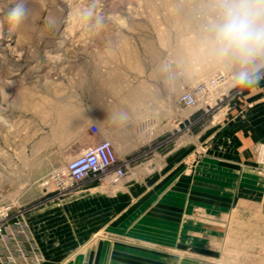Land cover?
I'll use <instances>...</instances> for the list:
<instances>
[{
	"label": "rangeland",
	"instance_id": "374dc122",
	"mask_svg": "<svg viewBox=\"0 0 264 264\" xmlns=\"http://www.w3.org/2000/svg\"><path fill=\"white\" fill-rule=\"evenodd\" d=\"M16 2L0 0V206L11 215L10 229L0 243L1 256L19 252L29 256L36 246L42 264V252L61 251L44 248L47 242L89 235L60 231V217L54 226L58 232L36 234L31 220L50 204L48 196L65 197L42 183L83 150L85 146H78L81 140L91 139L63 137V130L85 126L96 134L94 82L101 76L113 74L133 87L134 102L140 101L134 105L135 116L159 112L157 104L170 97L168 88L160 85L174 79L180 80L181 93L212 77H226L218 90L223 101L209 116L221 118L218 112L227 102L232 114H247L258 102L264 103V69L257 86L242 88L234 84L236 67L211 54L207 41L216 0H27L28 18L9 32L6 13ZM93 5L95 16L84 19L82 12ZM134 124V157L122 179H159L166 170L142 164L138 156L148 138L141 121ZM262 149L264 136L253 144L255 164H214L213 208L184 209L180 243L175 250L170 248L181 258L180 264H264ZM199 155L195 150L185 154L178 171L184 190L189 189V180L207 170L205 164H190ZM155 187L134 185L131 207ZM118 188L120 199L127 186ZM136 224L128 234L113 238L146 240L158 236L149 232L163 227L148 219ZM19 225L23 233L13 228Z\"/></svg>",
	"mask_w": 264,
	"mask_h": 264
},
{
	"label": "crops",
	"instance_id": "0c3cea01",
	"mask_svg": "<svg viewBox=\"0 0 264 264\" xmlns=\"http://www.w3.org/2000/svg\"><path fill=\"white\" fill-rule=\"evenodd\" d=\"M160 87L163 90L168 88L170 94L157 104L160 111L135 116L134 105L140 101L134 102L135 91L125 80L110 74L94 82L96 134L91 135L83 126L72 132L69 128L63 130V137H91L81 140L80 147L109 139L118 163L127 168L126 164H132L134 157V122L140 120L148 140L142 142L146 148L138 157H142V164H152L157 169H165L166 173L159 179L127 177L118 185L119 180L112 178L102 184L86 180L61 199L54 194L48 196L46 200H51V205L46 204L45 210L36 211L33 214L35 220H31L36 234L56 232L55 221L60 217V231L89 235L78 240L47 242L44 248L61 251L57 255L42 252V264H180L181 258L170 248L175 250L180 243L184 209L189 205L206 211L213 208L214 164H255L253 144L264 136L263 102H258L247 114H232L235 112L230 111L231 105L227 102L218 112L222 113L219 118L218 114L209 116L199 108L183 110L177 98L180 80L174 79L168 85L164 82ZM142 97L141 101H144L146 97ZM187 127L188 130L183 132ZM193 150L200 155L190 164H205L207 170L205 176L189 180V189L184 190L178 171L185 164V154ZM141 184L156 187L131 207L134 185ZM118 186H127L121 189L120 199ZM137 209L140 211L135 212ZM146 219L163 225L160 229L157 227V231L149 232L158 236L137 241L113 238L128 234L136 223H144ZM97 233L106 236L97 237ZM167 236L171 240H166Z\"/></svg>",
	"mask_w": 264,
	"mask_h": 264
},
{
	"label": "clouds",
	"instance_id": "9594fccd",
	"mask_svg": "<svg viewBox=\"0 0 264 264\" xmlns=\"http://www.w3.org/2000/svg\"><path fill=\"white\" fill-rule=\"evenodd\" d=\"M95 14L94 5L82 12L86 20ZM6 16L11 32L28 18L27 0H17ZM207 43L216 59L236 67L233 77L236 86L249 89L257 86L264 69V0H216Z\"/></svg>",
	"mask_w": 264,
	"mask_h": 264
},
{
	"label": "built area",
	"instance_id": "2783aa9c",
	"mask_svg": "<svg viewBox=\"0 0 264 264\" xmlns=\"http://www.w3.org/2000/svg\"><path fill=\"white\" fill-rule=\"evenodd\" d=\"M225 81L226 77L224 75H218L206 81L198 82L188 90L180 93L178 103L183 110L199 108L205 114H208L222 103L223 98L218 90ZM125 169L124 164L118 163L111 141L104 139L83 149L62 168L53 170L42 185L44 188L51 187L57 194L64 196L78 189L80 184L86 180H90L95 184H102L109 178L121 180L125 175ZM10 220L9 209L0 206V243H4L2 239L9 227ZM13 228L18 233L24 232L22 225L13 226ZM30 252L32 253L29 256L23 255L21 252L18 253L21 254L19 256L12 253L5 256L0 255V264H40L42 259L38 257L37 247L35 246Z\"/></svg>",
	"mask_w": 264,
	"mask_h": 264
},
{
	"label": "bare ground",
	"instance_id": "6f19581e",
	"mask_svg": "<svg viewBox=\"0 0 264 264\" xmlns=\"http://www.w3.org/2000/svg\"><path fill=\"white\" fill-rule=\"evenodd\" d=\"M262 152H264V149H262Z\"/></svg>",
	"mask_w": 264,
	"mask_h": 264
}]
</instances>
